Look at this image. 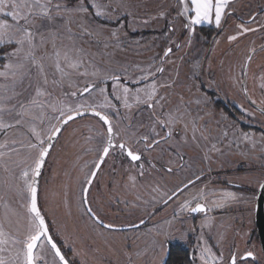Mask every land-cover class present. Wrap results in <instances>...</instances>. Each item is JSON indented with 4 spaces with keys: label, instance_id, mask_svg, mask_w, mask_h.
<instances>
[{
    "label": "rangeland",
    "instance_id": "rangeland-1",
    "mask_svg": "<svg viewBox=\"0 0 264 264\" xmlns=\"http://www.w3.org/2000/svg\"><path fill=\"white\" fill-rule=\"evenodd\" d=\"M259 1L264 5V0ZM26 2L30 0H4V4L0 5L3 7V11H0V24L6 22L9 26L23 25V19L14 20L8 13L17 11L23 16L25 11L13 7V4ZM52 2L74 8L80 0ZM96 2L107 5L104 9L106 15H95L93 5ZM118 2L123 6L117 7ZM184 2L185 0H83L88 9L87 13H73L70 24H67L65 19L57 18L48 27L39 29L46 37L50 31L61 33L56 38V43L63 50L66 46H71L66 31L70 27L71 32L75 34L73 39L76 47L83 49L85 53L84 66L78 70L66 69L70 74L63 78L61 73L56 71L52 60L42 61L49 81L47 91L62 100L65 105L76 108L77 104L81 103H102L103 96L98 92V88H105L104 95L108 97L112 107L95 109L110 117L114 140L146 150L145 142H131L123 130L130 129L136 134L137 141L143 136H148L149 141L164 136L163 132H159L158 123L153 127L156 121H151V114L165 111L167 116L169 113L179 116L176 107L180 105L181 112L190 115L192 104L186 103L190 102L189 99L193 95L195 101L192 103L199 102V107L197 104L192 105L194 113L198 110L197 113L200 114L197 126L207 130L204 133L206 138L197 134L193 140L191 123L189 118L185 117L183 123L189 125L188 130L171 137L163 144H155L150 152L146 150L147 156L139 163L127 157L117 160L118 148H111L87 193L88 206L104 222L103 225L87 213L88 207L82 202V197L87 185L86 178L95 169L102 155V148L106 146L107 128L103 120L94 115H85L69 121L45 161L39 183L38 201L42 212L46 213V221L49 222L53 239L57 241L70 264H162L168 244L172 242L190 246L195 264H232L233 256L236 257V264H264L255 224L256 189L264 179V140L259 137L258 144L257 135L239 134L236 127L232 126L236 125L235 122L220 121V113L210 120L212 123L204 124V118L218 113L205 108V95L201 91L204 85L215 87L223 90L228 98H234L242 81L241 64L247 51V48L244 51V46L257 43L260 46L258 48H262L264 31L258 34V31L251 34L243 32L240 24L234 22L232 15L226 20V8L237 9L240 0H228L219 26L215 23L214 14L211 22L192 24L194 12L189 11L185 15ZM189 8H192L190 3ZM34 23L41 24L42 21L36 19ZM231 23L236 26L232 27ZM81 24L88 29L87 32L83 31ZM263 24L264 21L261 20L260 25ZM8 30L14 28L4 31ZM173 34L174 41L171 40ZM231 36L236 39L230 40ZM177 38L180 40L178 43L175 40ZM17 47L15 42L0 46V72L6 71L5 66L9 63L15 64L23 60V53L11 55ZM169 48L172 51L165 55ZM52 51V43L49 42L42 48L38 47L35 54L39 58L46 53L51 54ZM162 65L163 72L157 71ZM257 65L261 71L258 77L263 82L264 50L252 59L251 74L252 66ZM61 67H64L63 62ZM30 71L31 82L35 84V65H32ZM93 71H96L98 76H93ZM193 74L196 79L192 78ZM156 75L160 76L159 79L153 78ZM112 76L119 77V80L111 81ZM10 79V76L8 80L0 76V84L7 83ZM54 80L58 83L53 84ZM154 82L157 85V98H164L156 104L155 111L135 99L137 89H149ZM28 84L29 80L26 79L16 88L17 92H22L20 99L25 103L31 98L30 94L34 95L32 88L24 91ZM88 84H95L97 88L92 90L91 96L88 93L81 95L83 88ZM124 87L130 90V108H125L123 99L120 98ZM73 92L77 95L72 96ZM139 95L142 101L144 93ZM143 115L148 117V121L142 123ZM53 116L57 118L52 119ZM59 119L58 113L46 109L44 122H37L41 138L49 134L51 126L59 125ZM153 128L155 133L152 132ZM182 130H185V127H182ZM13 140L23 141V144H13ZM29 140L36 142L24 128L0 130V144L6 145L0 148V151L6 153L4 160L8 162L9 169L5 171L0 168V196L3 197L0 201V216L5 210V204L20 213L24 211L18 200L10 196L6 185L18 182L21 169L32 164L30 152L31 155L35 153L27 148ZM176 142L180 145L179 150L172 151L176 163L171 160L170 163L168 160H151L158 159L162 149L169 150L168 145L173 146ZM242 142H245L243 146L251 151L260 147L259 153H253L258 165L251 159L245 162L240 157L239 146ZM252 152L242 154L252 155ZM15 161L22 163H13ZM240 167L246 168L243 174L237 173ZM250 167H253V170ZM169 168L172 169L171 172L168 171ZM155 171L164 182L158 183L152 179L155 177ZM141 172L143 176L140 175ZM196 177H199L197 180L200 181H196L175 199L179 203L174 231L162 226L160 218L163 213L159 210V203L164 197L163 193L171 192L175 187ZM114 178L116 181H113ZM99 183L104 186L102 191L99 189ZM240 183L244 184V190L235 188L234 184ZM97 197L104 207L99 205ZM200 202L204 203L208 210L201 212L194 220L191 209ZM108 224L113 227L107 228ZM45 251L47 254L41 255L51 264L50 246L45 245ZM248 252L254 256L244 258ZM0 256L5 258L6 264H13L14 251L0 252ZM15 264H19V260L15 261Z\"/></svg>",
    "mask_w": 264,
    "mask_h": 264
},
{
    "label": "snow or ice",
    "instance_id": "snow-or-ice-1",
    "mask_svg": "<svg viewBox=\"0 0 264 264\" xmlns=\"http://www.w3.org/2000/svg\"><path fill=\"white\" fill-rule=\"evenodd\" d=\"M189 3L192 8H189ZM4 4V0H0V5ZM95 15L102 16L106 15L107 5L101 3H94ZM123 6L121 3H117V7ZM228 6V0H185L183 3V13L187 15L189 11L194 12V16L191 18L192 24H200L202 22L212 21L214 14L215 23L217 26L220 25L222 16L224 15V10ZM13 7L22 9L25 11L23 16L17 11H11L8 13L14 20L23 19L24 24H15L14 26H9L6 22L0 24V46L5 43L11 44L15 42L18 47L13 51L11 55L16 56L19 53H23V60L18 61L15 64L9 63L5 66L6 71L0 72V76L5 77L10 81L4 84H0V130H8L12 128H24L27 133L35 139V143L31 140L27 143V148L34 152V155L30 157L32 159V164L21 169L19 181L15 183H8L6 185L8 192L11 197H14L20 203L23 208V213L18 212L16 209L10 207L8 204L4 205V212L0 216V252L14 251V256L12 257L13 264L15 261L19 260V264H49L45 260L44 255L47 254L45 251V245L50 246L52 253L51 264H69V260L66 259L61 247L58 245L57 241L53 239V235L49 230V222L46 221V213L42 212L40 203L38 201V177L41 174V169L45 163V159L52 148V141L57 135L60 134L63 125L67 124L68 121L74 119V116L83 115L81 109L85 111L91 109L95 116H98L107 124V146L102 148V156L100 157V162L103 163L104 157L109 155V149L115 147L114 145V131L113 124L109 120V117L104 115L100 111H95L96 107L108 108L112 107L111 102L108 97L104 95L106 92L105 88H98V92L103 96L102 103L96 104H77L76 108H72L64 104V102L58 98L52 96L50 91H47V85L49 83L47 79V73L45 72V65L42 63L45 59L52 60L56 71L61 73V77L69 75L70 73L66 69L78 70L80 67L84 66L83 56L85 55L84 50L76 47L75 40L73 39L74 33L71 32V28H67V38L71 41L70 47H65L63 50L57 46L56 38L61 35L59 32H49V36L46 37L44 33L40 32L41 27H48L57 18L65 19L67 24L71 23V17L73 13H87L88 9L83 4V0L74 8H69L67 5L60 3H53L52 0H30L24 4H13ZM0 11H3V7L0 6ZM39 19L42 21L41 24H35L34 21ZM83 31L87 32L88 29L84 28L83 24L80 25ZM243 32L250 31L251 29L244 28L243 25L239 26ZM4 31L6 29H12ZM36 29V31H33ZM115 35V33H113ZM230 40L236 39L235 36L229 37ZM38 41V42H37ZM51 42L53 51L51 54L46 53L44 56L37 58L36 49L38 47H43L45 44ZM172 49L169 48L168 52ZM249 60L251 57L248 58ZM64 63V67H61V63ZM35 65V77L36 82L33 84L31 67ZM157 71L163 72V68H158ZM87 75V73H84ZM93 76H98L96 71L92 72ZM112 80H119V77L112 76ZM29 80V84L24 91L28 88H32L34 95L30 94V99L27 103L20 99L22 92H17L16 88L18 85H22L25 80ZM101 82H103L101 80ZM53 84L58 83V81H52ZM97 85L88 84L86 85L81 95L88 93L91 96L92 90L96 89ZM130 90L127 87L122 89V98L125 108H130L131 105L128 103V95ZM144 93V99L141 101L140 93ZM72 96H76L77 93H71ZM135 99L137 102H142L148 105L155 111L156 104L159 100L164 99L163 97L157 98V85L155 82L151 85L149 89H137ZM15 101V102H13ZM163 107L162 105H160ZM46 109H51L54 113L59 114V124L60 126H51L49 129V134L45 138H41V130H38L37 122L42 124L45 119ZM177 113L168 114L167 122L161 121L158 118L156 123L165 124L171 129V126L178 120L188 117L189 122L192 124L191 131L193 133V140L196 139L197 134L200 137L206 138L204 133L206 129H200L197 126V120L199 117H190L187 112H181L180 108H177ZM67 113H72L68 115ZM66 117V118H65ZM53 116L52 119H56ZM185 129H188V124L185 123ZM124 135L129 138L133 143L139 144L141 141L147 142L146 146L151 148L153 144L159 145V141L153 140L149 141L148 136H143L140 141L136 140V134L131 132L130 129H125ZM155 133V129H152ZM24 133H21L23 135ZM158 135V133H156ZM172 136L171 130L167 133L165 139ZM247 138V136H246ZM13 144L21 143L23 141L13 140ZM5 144H0V148H4ZM121 150L126 149L124 143L119 144ZM15 151V150H13ZM127 157H130L132 161H139L141 156L138 152L132 150L131 147L126 149ZM6 153L0 151V168H4L5 171H9L8 162L4 160ZM13 163H22V161H15ZM99 168V164L96 165ZM169 172L172 171L171 168L168 169ZM143 176V172L140 173ZM96 172H91L86 178L88 185L92 184V180L95 178ZM135 179V178H132ZM84 196L82 197V202L87 203V189H84ZM231 195V194H229ZM3 197L0 196V201ZM204 210L203 204H197L196 207L192 208V212H201ZM87 213H90L92 217L99 220L96 213L93 212L91 207L86 209ZM13 217L15 219H13ZM107 228H112V224L106 225ZM248 257H252L253 253L248 252ZM22 257V259H21ZM0 264H6L5 258L0 256ZM232 264H236V257H232Z\"/></svg>",
    "mask_w": 264,
    "mask_h": 264
},
{
    "label": "flooded vegetation",
    "instance_id": "flooded-vegetation-1",
    "mask_svg": "<svg viewBox=\"0 0 264 264\" xmlns=\"http://www.w3.org/2000/svg\"><path fill=\"white\" fill-rule=\"evenodd\" d=\"M231 15L233 16L234 22L236 24H240V25H243L244 28L251 29L250 31H247L248 33L250 32V34L252 32H255V31H258L257 34L260 31H264V24H263V26L260 25L261 20L264 21V17H263L264 16V5H261V1H259V0H240V5L237 7V9H232L230 7L226 8V10H225L226 20H228ZM262 17H263V19H261ZM258 21H260V22L256 23ZM235 23H233V24L231 23L232 25L231 24L230 25L232 27H235L236 26ZM223 30H224V27H222V31ZM222 31H220V33ZM171 40L174 41V34H173V37L171 38ZM175 40L177 41V43L180 41L179 38H177ZM194 44H196V43H194ZM250 45L251 44H249L248 46H244V51L246 48H247V51H245L246 52V54L244 55L245 58L241 64V66H242L241 67L242 68V71H241L242 81H241L240 87L237 88V95L234 98H228L225 95V92L223 90H219L215 87L212 88V87H207L205 85L203 87H201V91H203V94L205 95L204 96V100L206 101V103H204L205 108L207 107L208 110L212 109L210 111H214L215 113H218L216 115H214V114L212 116L210 115L211 117L208 116V117L204 118L203 120H204V124L205 123L210 124V123H212V121L210 122V120L214 119V116H217V115L219 116V113H220V115H221V116H219L220 121H222V120L226 121L227 120L229 123H231L232 121L235 122L236 125H232V126H233V128L236 127V130L239 132V134L247 135V136H250L252 134L257 135V137H258L257 143L259 144V137H261L264 140V81L261 82L260 81L261 79L258 77L259 72H261L260 66H258V65L252 66V74H251V66L250 65H251V61L254 58V56L256 54H258L260 51L264 50V45L260 49L258 48L260 46H258L257 43L253 44L252 46H250ZM168 53H170V52H168ZM249 57H251L250 60L248 59ZM161 68H163V65L161 66ZM159 77H160L159 75H156L153 78L159 79ZM192 78L196 79V75L194 76V74H193ZM111 81H112V79H111ZM189 100H190V102H188L186 104H189V105L192 104L193 106L197 104L196 106L199 107V105H198L199 102L196 101V102L192 103V101H195V95H193ZM192 105H190V109L192 111V113L190 115L197 117V114H198V117H199L200 114L197 113L198 110H195L196 112L194 113ZM178 107L180 108L182 106L177 105L176 110ZM150 109H152V108H150ZM164 112L161 111V112H156L154 114L150 113L151 117H152L151 121L152 120L156 121V119L158 118L161 121L167 122L168 116ZM177 114L179 115V113H177ZM143 116H144V119L141 120L142 123L144 121H148V117L146 115H143ZM159 117H161V118H159ZM215 118H217V117H215ZM185 119L186 118L184 117V118L178 120L176 122V124L173 125L171 137H173V136L175 137L179 133L182 134L186 131V129L182 130V127H185V124L183 123L185 121ZM199 120L200 119H198L197 121H199ZM156 126H157V123L153 125V127H156ZM190 126L192 127V124ZM158 127H159L158 128L159 132H163L164 136L163 135L158 136V137H156L155 140L159 141V144H163L166 141L171 139V137L165 139V137L167 136V133L171 129H169V127L166 126V123L165 124H159L158 123ZM246 142H247V140H246ZM121 143H124L126 145V149L128 147H131L128 144H126L124 141L114 140V145L118 148V151H117L118 153L116 155L117 160H119L120 157H123V159L127 157L126 149L121 150L119 148V144H121ZM146 143L147 142L144 143V145H145L144 148L150 152V149H153L155 144H153L151 148H148L146 146ZM244 144H246V143L242 142V144H240V146H239L240 157L245 162H247L248 159H251L255 163L256 161L254 160V154L256 152L259 153L260 147H257L255 150H252L253 151L252 152L250 149L243 146ZM168 147H169V150L162 149V154L160 155V157L158 159H156V160L151 159V160L153 162H155V161L156 162H163L165 160H168L169 163L171 160L172 163H176V161L174 160L176 158H174V156L172 155L173 154L172 151H174V149L179 150L178 149L180 147L179 142H176V144H174L173 146L168 145ZM131 148L133 151L138 152L140 154L141 159H143V157L147 156V154L145 152L146 150L139 149L137 147H131ZM248 151L252 152L251 153L252 155L246 154L245 156H243L242 152L246 153ZM100 157H99V160H100ZM106 158L107 157H105L103 163L105 162ZM127 158L130 159V157H127ZM139 161H133V162L139 163ZM178 164L179 163H177V165ZM256 165H258V164H256ZM151 168L153 169V167H151ZM250 168H251V170H253V167H250ZM245 169L246 168L240 167V169H238L240 171H238L237 173L243 174L245 172L244 171ZM155 173H156L155 177H153L152 179H155L156 181H158V183L165 181L162 177H160V174H158L156 171H155ZM153 174H154V172H153ZM198 178L199 177H196L193 180H190V181H188L182 185H179L178 187H175L171 192L163 193L164 197L161 200V202L159 203V206H160L159 210H162V213H163V215L160 218L162 226H164V227L166 226L167 229H169V230L171 229V231H174V228H175L174 222L177 219L176 218V216L178 215L177 207H178V203H179L178 200L176 201L175 199L184 190H186L187 188L194 185L196 181L197 182L200 181V180H197ZM149 179H151V178L149 177ZM113 181H116L115 178L113 179ZM263 181H264V179H263ZM261 183L259 184L258 188L256 189V199H257V194H258L259 187H260ZM110 184H112V183H110ZM166 184L168 185V183H165V185ZM234 185H235V188L244 190V189H242V185H244V184L240 183V184H234ZM99 186H100L99 187L100 191H102L104 186H102L101 183H99ZM248 187H249V185L247 186V190H248ZM85 189H86V187H85ZM97 201L101 207H104L102 205V202L99 200V197H97ZM198 204L205 205L202 202H200ZM196 205L194 207H196ZM205 207H206V209L201 211V212H207L208 208L206 205H205ZM201 212H192L191 211V214L193 215L194 220ZM98 222L100 224L104 223L100 219L98 220ZM174 243H179V242H174ZM174 243L172 242V243L168 244L167 254H166V257L164 258L163 262L168 257L170 245H172ZM185 246H188V245H185ZM188 247L190 248V246H188ZM193 261H194L193 264H195L196 260H195L194 256H193ZM163 262H162V264H163Z\"/></svg>",
    "mask_w": 264,
    "mask_h": 264
},
{
    "label": "water",
    "instance_id": "water-1",
    "mask_svg": "<svg viewBox=\"0 0 264 264\" xmlns=\"http://www.w3.org/2000/svg\"><path fill=\"white\" fill-rule=\"evenodd\" d=\"M85 94V93H84ZM83 112V115H78V116H74V118H77V117H81V116H85V115H94L93 111L91 109L85 111V110H81ZM95 111H99V110H96ZM102 112V111H100ZM103 113V112H102ZM72 113L68 114V115H71ZM104 115H106L105 113H103ZM95 116V115H94ZM107 116V115H106ZM98 117V116H97ZM66 118V117H65ZM100 118V117H99ZM101 119V118H100ZM110 120V118H109ZM71 121V120H70ZM111 121V120H110ZM69 122V121H68ZM104 122V121H103ZM105 123V122H104ZM66 125V124H65ZM65 125H63L61 131L63 130V128L65 127ZM106 125V128H107V124L105 123ZM60 126V124L58 125ZM113 131H114V128H113ZM61 133V132H60ZM60 135V134H59ZM57 135L55 137V139L52 141V145L55 143L56 139L58 138ZM106 146H107V143H106ZM51 150V149H50ZM110 151V149H109ZM47 159V157H46ZM45 159V161H46ZM105 159V157H104ZM103 159V161H104ZM45 164V163H44ZM99 164V168L101 166V162L99 160L98 162ZM44 167V165H43ZM43 167L41 169V174H42V170H43ZM98 168V169H99ZM98 169L95 167V169L93 170V172H98ZM41 174L40 176L37 178L38 179V189H39V183H40V178H41ZM94 181V179L92 180V182ZM90 185L87 184L86 186V189H87V193H88V189H89ZM87 207L88 206V202L86 203ZM206 209L205 205H204V210ZM103 225H105L104 223H102ZM255 224H256V228H257V233H258V237H259V241H260V245H261V250H262V254H263V257H264V181L261 183L260 187H259V191H258V194H257V199H256V203H255ZM254 256V254H253ZM252 256V257H253ZM244 258H249L247 256V253L243 256ZM166 263V260L163 262V264Z\"/></svg>",
    "mask_w": 264,
    "mask_h": 264
},
{
    "label": "trees",
    "instance_id": "trees-1",
    "mask_svg": "<svg viewBox=\"0 0 264 264\" xmlns=\"http://www.w3.org/2000/svg\"><path fill=\"white\" fill-rule=\"evenodd\" d=\"M191 249L181 243L170 245L165 264H193Z\"/></svg>",
    "mask_w": 264,
    "mask_h": 264
}]
</instances>
